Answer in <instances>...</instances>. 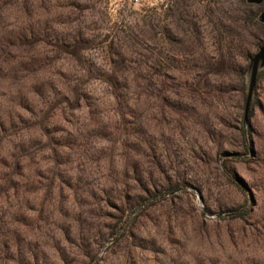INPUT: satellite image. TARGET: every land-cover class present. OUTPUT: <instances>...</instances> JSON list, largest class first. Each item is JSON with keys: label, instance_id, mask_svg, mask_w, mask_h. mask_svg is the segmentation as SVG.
Segmentation results:
<instances>
[{"label": "rangeland", "instance_id": "obj_1", "mask_svg": "<svg viewBox=\"0 0 264 264\" xmlns=\"http://www.w3.org/2000/svg\"><path fill=\"white\" fill-rule=\"evenodd\" d=\"M262 11L0 0V264H264Z\"/></svg>", "mask_w": 264, "mask_h": 264}, {"label": "water", "instance_id": "obj_2", "mask_svg": "<svg viewBox=\"0 0 264 264\" xmlns=\"http://www.w3.org/2000/svg\"><path fill=\"white\" fill-rule=\"evenodd\" d=\"M250 3H261L264 0H247ZM258 19L264 24V11L260 12ZM264 66V41L258 46L256 52L252 55L249 63V78H248V88L245 98V113L248 110L250 98L252 95V90L255 84L256 75L258 69Z\"/></svg>", "mask_w": 264, "mask_h": 264}, {"label": "trees", "instance_id": "obj_3", "mask_svg": "<svg viewBox=\"0 0 264 264\" xmlns=\"http://www.w3.org/2000/svg\"><path fill=\"white\" fill-rule=\"evenodd\" d=\"M256 13H253V15H252V18H254V20L258 23V24H260L259 22H258V20H256ZM258 71H259V69H258ZM258 71H257V75H256V77H258ZM245 68H242V70H241V78H242V85H244V81H245ZM251 103H250V108H249V114L248 115H250L251 114V110H252V106H253V100H251L250 101ZM241 133H242V136H243V138H244V141H249V131H248V128H246L245 126H244V124H242V127H241ZM247 147H248V143H247ZM248 149V148H247ZM242 212L241 211H239L238 212V214H241Z\"/></svg>", "mask_w": 264, "mask_h": 264}]
</instances>
